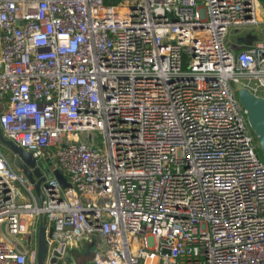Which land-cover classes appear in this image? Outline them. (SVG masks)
Masks as SVG:
<instances>
[{"label":"built area","instance_id":"2783aa9c","mask_svg":"<svg viewBox=\"0 0 264 264\" xmlns=\"http://www.w3.org/2000/svg\"><path fill=\"white\" fill-rule=\"evenodd\" d=\"M261 1L0 0L2 133L70 183L40 167V206L0 148V264H37L5 235L25 245L40 213L47 258L97 234L94 264H264V160L236 95L264 96V44L224 41Z\"/></svg>","mask_w":264,"mask_h":264},{"label":"water","instance_id":"95a60500","mask_svg":"<svg viewBox=\"0 0 264 264\" xmlns=\"http://www.w3.org/2000/svg\"><path fill=\"white\" fill-rule=\"evenodd\" d=\"M252 42L251 37H241L237 44L234 45L238 47L239 45H245ZM237 98L244 109L247 122L253 131L256 138V145L260 156L264 160V96H257L253 94L246 87H239L236 90ZM2 109V104L0 103V110ZM0 143L6 145L13 153V162L15 166L28 178V180L33 184L34 190L37 195L38 203L40 206L43 205L44 195L41 191V183H47L46 176L42 173L41 168L36 164V158L33 156L32 152L26 150L14 143L11 139L7 138L1 130L0 127ZM52 168V175L57 178L60 184L64 187L69 186L70 183L67 181L66 177L60 172L59 169ZM6 238L15 246L18 251L28 254L29 244L32 239L33 233H27L24 237L23 245L19 240L13 236L6 234ZM36 241V262L37 264H79L77 258L74 257L70 252L66 253L65 261L62 258H56L52 256L47 258L48 243L46 238V225L43 222V216L40 213L38 228L35 233ZM95 244L91 246H86L83 249V254H89L95 249ZM88 264H94L92 260L87 261ZM84 264V263H82Z\"/></svg>","mask_w":264,"mask_h":264},{"label":"rangeland","instance_id":"374dc122","mask_svg":"<svg viewBox=\"0 0 264 264\" xmlns=\"http://www.w3.org/2000/svg\"><path fill=\"white\" fill-rule=\"evenodd\" d=\"M106 3H117L125 0H104ZM257 12L259 15H263L264 19V3H258L257 2ZM249 36L252 39L253 43H262L264 44V20L260 21L258 23H251V24H245V25H239V26H230L226 32V35L224 37V41L227 45L233 46L237 44L238 40L241 37H246ZM236 87L240 86L239 83L235 84ZM89 137H93L94 140H97L99 143L96 144V146H102L104 145L103 141V134L99 131H90L87 134ZM1 150L5 153L7 156L8 160L13 163V153L12 151L4 144H0ZM45 155L44 157H41L38 159V164L40 167L43 168L45 173L47 174L48 177L52 176V172L48 168V165L51 163L50 156L47 155L46 151L44 150ZM48 163V164H47ZM35 233H33L32 236V243L31 245L33 246L35 242ZM152 240V238H150ZM93 241L95 243L100 242V237L96 234L93 236ZM84 247H82L80 244L72 247L70 253L76 257V258H81L84 260V264H88L87 261L91 259V252L88 254V256H81V253H83Z\"/></svg>","mask_w":264,"mask_h":264},{"label":"crops","instance_id":"0c3cea01","mask_svg":"<svg viewBox=\"0 0 264 264\" xmlns=\"http://www.w3.org/2000/svg\"><path fill=\"white\" fill-rule=\"evenodd\" d=\"M246 37H249V36H246ZM240 46H243V45H239L238 47H240ZM97 235V234H96ZM93 236H94V234H91V242L89 243V246H91V245H93V244H96L94 241H93ZM77 261L79 262V264H82V263H84V260L83 259H81L80 257L79 258H77Z\"/></svg>","mask_w":264,"mask_h":264},{"label":"flooded vegetation","instance_id":"af4514ba","mask_svg":"<svg viewBox=\"0 0 264 264\" xmlns=\"http://www.w3.org/2000/svg\"><path fill=\"white\" fill-rule=\"evenodd\" d=\"M29 250V249H28ZM81 256H88V254H83V253H81Z\"/></svg>","mask_w":264,"mask_h":264},{"label":"trees","instance_id":"16d2710c","mask_svg":"<svg viewBox=\"0 0 264 264\" xmlns=\"http://www.w3.org/2000/svg\"><path fill=\"white\" fill-rule=\"evenodd\" d=\"M258 150V149H257ZM258 154H259V151H258ZM260 155V154H259Z\"/></svg>","mask_w":264,"mask_h":264}]
</instances>
